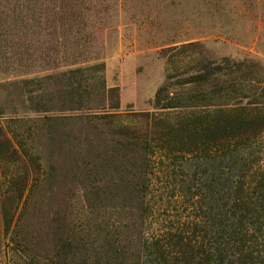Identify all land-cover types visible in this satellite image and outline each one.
<instances>
[{
  "label": "rangeland",
  "instance_id": "1",
  "mask_svg": "<svg viewBox=\"0 0 264 264\" xmlns=\"http://www.w3.org/2000/svg\"><path fill=\"white\" fill-rule=\"evenodd\" d=\"M192 42L185 58L247 61L264 87V0H0V125L28 140L40 164L8 233L0 216V264H150L155 242L167 264L189 255L215 264L234 232L224 264H264V133L207 188L199 157L160 167L102 114L132 121L153 111L166 78L161 51ZM74 59L104 70L77 73L91 85L71 100L60 72ZM99 76L117 88L107 100L117 95L118 108L91 109L102 104Z\"/></svg>",
  "mask_w": 264,
  "mask_h": 264
},
{
  "label": "trees",
  "instance_id": "2",
  "mask_svg": "<svg viewBox=\"0 0 264 264\" xmlns=\"http://www.w3.org/2000/svg\"><path fill=\"white\" fill-rule=\"evenodd\" d=\"M197 45L192 42L161 51L166 58V78L155 93L153 111L134 113L131 115L134 117L132 121L121 118L116 121L115 118L121 116L118 113H108L107 110H103L102 114L109 117V120L113 119V122L119 121L116 131L133 139L147 159L150 157L160 160V167L164 160H170L179 154L199 157L204 169L203 182L209 188L210 185L223 183L228 163L237 165L239 158H243V151L253 139L264 133V87L260 85V70L255 66L247 71V61L238 62L228 58L219 60L205 55L185 58V52ZM80 62L90 63V60L74 59L65 64L69 67L68 70L60 72L63 77L60 84L65 85L60 94H69L71 100L82 87L91 85L87 76L77 78V73L97 68L104 70L103 62L76 66ZM182 64L187 68L190 66L187 71L191 73L183 75L179 71ZM53 75L48 74L47 77L51 78ZM98 81L102 86V104L91 109H104L107 105L111 109L118 108L120 100L117 95L114 102L107 100L112 98L109 97L110 93H117V88H107L102 76L98 77ZM4 128L0 125V216L3 228L8 233L20 203L38 179L40 164L38 155L32 153V148H28V140H20L22 137L19 134ZM245 167L247 165L243 168ZM163 173L167 176L166 171ZM197 174L198 171L195 170L189 176ZM243 190L244 184H241L238 191ZM245 203V208L250 211L254 205L251 198ZM232 226L237 229L236 222ZM183 232L173 236L181 248L188 245ZM234 235L236 232L219 241L215 264H224L229 260L225 250L230 242H236ZM153 244L155 254L150 264H167L164 245L160 242ZM247 256L250 258L251 252ZM185 258H181L180 264H193L197 260L193 255ZM103 260L100 258L93 262L88 259L87 264H101ZM231 262L234 264V261Z\"/></svg>",
  "mask_w": 264,
  "mask_h": 264
}]
</instances>
